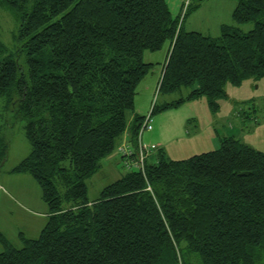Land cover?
<instances>
[{
  "label": "trees",
  "instance_id": "obj_1",
  "mask_svg": "<svg viewBox=\"0 0 264 264\" xmlns=\"http://www.w3.org/2000/svg\"><path fill=\"white\" fill-rule=\"evenodd\" d=\"M191 1L175 17L166 0H0L19 19L26 62L0 41V100L31 145L11 172L30 175L48 207L38 238L19 234L21 248L0 233V264H264V152L235 136L152 164L159 146L149 145L139 170L88 198L104 159L123 163L120 145H143L135 96L154 67L145 51L170 45L159 92L190 89L161 110L207 97L217 113L228 84L264 78V0H235L234 25L218 37L185 30L200 6Z\"/></svg>",
  "mask_w": 264,
  "mask_h": 264
},
{
  "label": "rangeland",
  "instance_id": "obj_2",
  "mask_svg": "<svg viewBox=\"0 0 264 264\" xmlns=\"http://www.w3.org/2000/svg\"><path fill=\"white\" fill-rule=\"evenodd\" d=\"M188 2L184 0L179 13L175 15H179ZM198 4L199 8L190 11L184 20L186 31L218 37L222 25H234L232 14L235 0L191 1L192 6ZM172 10L175 12L176 8L173 6ZM253 27V23H248L242 25V30L249 32ZM19 28V19L0 7V41L7 54L12 55L26 70L25 57L19 52ZM165 47L167 50L168 45ZM163 53L164 50L155 53L145 51L144 62L152 63L154 67L139 84L135 96V109L138 108L137 111L144 113V116L149 115L153 106L157 109L152 116L150 130L142 136L144 145L159 146L156 152H152L148 164L156 162L157 157L163 155L166 160H183L216 150L220 147V139L226 136L242 137L245 142L264 152V78L248 79L239 87L228 84V97L219 100L220 110L217 113L212 112L207 97L161 110L166 103L177 102L190 93V89L172 94L159 92L161 71L167 56L164 55L162 60ZM237 113L240 116L248 115L247 122L243 123V116H237ZM24 126L22 118L14 110L6 109L3 100H0V230L17 248L22 247L19 233L36 239L48 221V207L42 199L39 185L28 174L11 172L31 152ZM126 173L127 168L119 158L103 160L101 169L86 181L88 198L96 200L105 187Z\"/></svg>",
  "mask_w": 264,
  "mask_h": 264
},
{
  "label": "built area",
  "instance_id": "obj_3",
  "mask_svg": "<svg viewBox=\"0 0 264 264\" xmlns=\"http://www.w3.org/2000/svg\"><path fill=\"white\" fill-rule=\"evenodd\" d=\"M152 122L151 118V112L149 115L145 117V122L142 126V131H148L150 130V123ZM150 148H155L154 146L150 147L148 145H139L138 151L135 152L133 149H131L126 142H124L120 147L118 148V154L120 157L126 158L125 161H123L122 165L130 170H139L143 165L144 160L146 159V154L149 152ZM136 153V157H134ZM136 158V160H131L132 158Z\"/></svg>",
  "mask_w": 264,
  "mask_h": 264
},
{
  "label": "crops",
  "instance_id": "obj_4",
  "mask_svg": "<svg viewBox=\"0 0 264 264\" xmlns=\"http://www.w3.org/2000/svg\"><path fill=\"white\" fill-rule=\"evenodd\" d=\"M183 1L184 0H166V2L168 3V5H169V7H170V9H171V11H172V13H173V16H177V15H175L176 13H179V11H180V8H181V5H182V3H183ZM172 5V6H171ZM173 6L176 8V11L174 12L173 10H172V8H173ZM168 45V47H167V50H166V47H164L163 48V50H164V53H163V55H162V60L164 59V55L166 56H168V52H169V49H170V45L169 44H167ZM167 45H165V46H167ZM166 52V53H165ZM167 56H166V60H167ZM165 60V61H166ZM152 64V63H151ZM163 67H164V65H163ZM161 73H163V68H162V71H161ZM253 108H254V106H253ZM137 109L138 108H136L135 109V113L136 114H138V115H140V116H144V113H140V112H138L137 111ZM133 116L134 115H131L130 116V118H129V122H132V120H133ZM237 116H240V113L238 114L237 113ZM244 118H243V117ZM242 116H240V117H242V122L243 123H246L247 122V119H249V118H247L248 117V115H242ZM239 139H241L243 142H245L243 139H242V137H239ZM246 144H248V145H250V146H252L251 144H249L248 142H245ZM215 145H216V143H215ZM253 147V146H252ZM110 158H117L116 156H115V154H113V155H111V156H109V157H107L106 159H110ZM105 160V159H104ZM47 218H48V216H47ZM1 229V228H0ZM0 233H2V234H4L3 233V231H1L0 230ZM20 234V233H19ZM5 235V234H4ZM26 236H27V234H25ZM28 238H30L29 236H27ZM32 239H34V238H32ZM1 244H0V251H1Z\"/></svg>",
  "mask_w": 264,
  "mask_h": 264
},
{
  "label": "bare ground",
  "instance_id": "obj_5",
  "mask_svg": "<svg viewBox=\"0 0 264 264\" xmlns=\"http://www.w3.org/2000/svg\"><path fill=\"white\" fill-rule=\"evenodd\" d=\"M204 3V2H203ZM189 7V6H188Z\"/></svg>",
  "mask_w": 264,
  "mask_h": 264
}]
</instances>
